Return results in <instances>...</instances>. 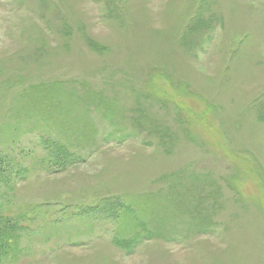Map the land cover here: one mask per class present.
Returning <instances> with one entry per match:
<instances>
[{
    "label": "rangeland",
    "instance_id": "1",
    "mask_svg": "<svg viewBox=\"0 0 264 264\" xmlns=\"http://www.w3.org/2000/svg\"><path fill=\"white\" fill-rule=\"evenodd\" d=\"M0 171L2 264H264V0H0Z\"/></svg>",
    "mask_w": 264,
    "mask_h": 264
},
{
    "label": "trees",
    "instance_id": "2",
    "mask_svg": "<svg viewBox=\"0 0 264 264\" xmlns=\"http://www.w3.org/2000/svg\"><path fill=\"white\" fill-rule=\"evenodd\" d=\"M0 174H2V171H0ZM2 230H3V228H0V232ZM1 234H2V232H1ZM10 235H11V231L10 232H7V233L5 231V233H3L2 235H0V264H2L3 258L6 255V252H7L6 245H7V242H8V237L10 238Z\"/></svg>",
    "mask_w": 264,
    "mask_h": 264
}]
</instances>
